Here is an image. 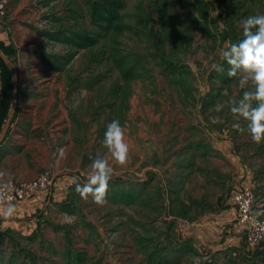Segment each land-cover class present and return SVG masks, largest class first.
Listing matches in <instances>:
<instances>
[{"label":"rangeland","instance_id":"1","mask_svg":"<svg viewBox=\"0 0 264 264\" xmlns=\"http://www.w3.org/2000/svg\"><path fill=\"white\" fill-rule=\"evenodd\" d=\"M122 1L121 27L103 32L87 0H7L0 42L12 52L16 100L0 182L47 172L61 199L20 220L35 219L34 233L1 227L0 264H264L262 247L201 251L179 232L227 220L230 192L264 191V142L230 111L245 89L221 56L243 38V18L264 14V0ZM59 32L97 42L72 48L44 35ZM112 119L129 144L123 165L101 143ZM97 156L114 169L103 204L71 179L87 183Z\"/></svg>","mask_w":264,"mask_h":264},{"label":"clouds","instance_id":"2","mask_svg":"<svg viewBox=\"0 0 264 264\" xmlns=\"http://www.w3.org/2000/svg\"><path fill=\"white\" fill-rule=\"evenodd\" d=\"M241 27L243 38L238 42L229 43L221 51L222 59L230 65L227 69L228 76H239V85L245 89L238 102L230 100L228 103L231 105L232 113L248 121L251 139L260 144L264 142V14L243 18ZM212 67L218 72L224 71L223 63H214ZM249 83L252 88L247 87ZM223 108V103L216 105L217 112ZM101 143L114 161L121 165L128 162L129 144L126 140L125 128L118 119H112L107 123ZM91 169L87 183H80L77 176L71 178L72 182L82 196L86 197L90 193L96 203L103 204L106 201L109 181L113 178L114 169L103 156L92 159ZM8 186L7 183L3 185L4 188ZM15 209V204L8 203L4 215L11 217Z\"/></svg>","mask_w":264,"mask_h":264},{"label":"built area","instance_id":"3","mask_svg":"<svg viewBox=\"0 0 264 264\" xmlns=\"http://www.w3.org/2000/svg\"><path fill=\"white\" fill-rule=\"evenodd\" d=\"M7 0H0V31L4 27ZM7 183L9 186L4 188ZM55 182L49 173L44 172L31 181L8 180L0 182V204L8 203L23 206L27 202L40 199L48 203L53 196ZM237 212V222L243 226L244 240L251 249L264 246V191L252 186H243L233 195Z\"/></svg>","mask_w":264,"mask_h":264},{"label":"crops","instance_id":"4","mask_svg":"<svg viewBox=\"0 0 264 264\" xmlns=\"http://www.w3.org/2000/svg\"><path fill=\"white\" fill-rule=\"evenodd\" d=\"M2 88L0 84V100ZM3 129V128H2ZM1 134V133H0ZM55 188V187H54ZM58 188V187H57ZM255 189V188H254ZM55 190V189H54ZM236 192V191H235ZM59 190L56 189L53 193L52 199L50 200L51 203L56 204L57 199H61L60 195L58 194ZM234 192H230L229 196L224 203L226 204V209L223 211L227 220L213 226L211 229H201L200 232H194L192 229L183 227L179 230L181 233V239L183 241L187 240V242L197 245L198 249L201 251L204 247H207L210 252L216 249L218 251H222L224 247H231L244 244L243 246L246 248V251H252L249 246H246L244 240V228L243 226L239 225L237 222V212L233 204V196ZM50 201L48 203H50ZM231 202V204L229 203ZM48 203L42 202L40 199L33 200L32 202H27L23 206H18L16 204L15 212L11 217H6L4 215V211L6 206L0 204V229L3 228L11 229L20 235L24 234H31L34 233L37 229V226H33L32 222L29 220V223L21 222L23 218L26 219L27 217H35L39 210H42L41 205H45ZM38 210V211H37ZM264 249V246L262 247Z\"/></svg>","mask_w":264,"mask_h":264},{"label":"trees","instance_id":"5","mask_svg":"<svg viewBox=\"0 0 264 264\" xmlns=\"http://www.w3.org/2000/svg\"><path fill=\"white\" fill-rule=\"evenodd\" d=\"M88 17L92 25L103 32L117 31L121 27L122 11L125 4L122 0H87ZM44 34V33H43ZM50 40L58 41L72 48H88L96 44L97 39L88 37L85 33H74L72 36L59 33H45ZM0 84L2 95L0 100V133L10 114L13 106V82L14 77L8 63L5 60L7 54H11V50L0 42ZM87 258H69L66 264H85ZM89 264H100L98 260Z\"/></svg>","mask_w":264,"mask_h":264},{"label":"water","instance_id":"6","mask_svg":"<svg viewBox=\"0 0 264 264\" xmlns=\"http://www.w3.org/2000/svg\"><path fill=\"white\" fill-rule=\"evenodd\" d=\"M12 100H13V103H14L15 100H16V79H15V78H14V82H13V94H12ZM13 112H14V106H12V109H11V111H10V114H9V116H8V118H7V120H6L5 124H4V126H3V129H2L1 134H0V140H2V138L4 137V134H5V132H6L7 126H8V124H9V122H10V119H11V117H12Z\"/></svg>","mask_w":264,"mask_h":264}]
</instances>
